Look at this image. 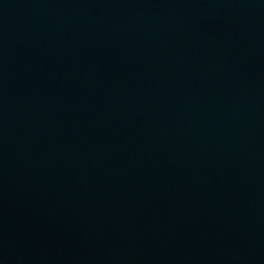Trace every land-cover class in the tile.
Masks as SVG:
<instances>
[{
  "label": "water",
  "instance_id": "water-1",
  "mask_svg": "<svg viewBox=\"0 0 264 264\" xmlns=\"http://www.w3.org/2000/svg\"><path fill=\"white\" fill-rule=\"evenodd\" d=\"M0 264H264V0H0Z\"/></svg>",
  "mask_w": 264,
  "mask_h": 264
}]
</instances>
